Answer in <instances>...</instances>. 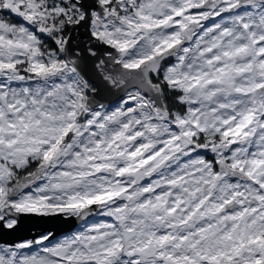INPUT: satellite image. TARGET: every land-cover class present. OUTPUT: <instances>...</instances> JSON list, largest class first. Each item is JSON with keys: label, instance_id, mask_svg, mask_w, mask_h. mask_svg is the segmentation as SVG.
<instances>
[{"label": "snow or ice", "instance_id": "obj_1", "mask_svg": "<svg viewBox=\"0 0 264 264\" xmlns=\"http://www.w3.org/2000/svg\"><path fill=\"white\" fill-rule=\"evenodd\" d=\"M0 264H264V0H0Z\"/></svg>", "mask_w": 264, "mask_h": 264}, {"label": "water", "instance_id": "obj_2", "mask_svg": "<svg viewBox=\"0 0 264 264\" xmlns=\"http://www.w3.org/2000/svg\"><path fill=\"white\" fill-rule=\"evenodd\" d=\"M104 103L116 105L123 92L113 90L112 93H105ZM99 211V210H97ZM90 218V217H89ZM88 218V219H89ZM83 222L76 219L66 220L64 217H42L31 214L22 217V225L16 233L7 237L8 241L19 242L23 239H34L42 233L52 232L54 239L68 235L74 232Z\"/></svg>", "mask_w": 264, "mask_h": 264}, {"label": "rangeland", "instance_id": "obj_3", "mask_svg": "<svg viewBox=\"0 0 264 264\" xmlns=\"http://www.w3.org/2000/svg\"><path fill=\"white\" fill-rule=\"evenodd\" d=\"M217 19H219V18H217ZM145 182H147V181H145ZM101 221H103V222H112V218L111 217H104V216H100V215H93L92 217H90L88 219V224H95V223H99ZM82 226H86V225L81 224L74 232L81 230ZM63 238H64V236H62L60 238H57V239L53 240L52 242L55 243L57 240H60V239H63ZM33 251H35V249H33Z\"/></svg>", "mask_w": 264, "mask_h": 264}]
</instances>
